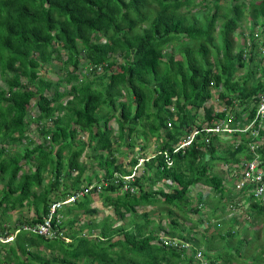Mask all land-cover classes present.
I'll list each match as a JSON object with an SVG mask.
<instances>
[{
  "label": "trees",
  "instance_id": "1",
  "mask_svg": "<svg viewBox=\"0 0 264 264\" xmlns=\"http://www.w3.org/2000/svg\"><path fill=\"white\" fill-rule=\"evenodd\" d=\"M224 1L0 0V178L4 181L0 230L6 235L19 230L11 242L0 244V264H233L238 251L253 244L239 239L231 259L223 257L225 253L212 255L200 248L191 229L181 227L172 210L183 214L208 210L204 201L193 205L190 198L197 184L223 199L225 188L222 177L212 171L214 163L231 166L252 160V147L264 159V117L255 116L258 95L264 90V80L256 74L263 67L255 61L256 40L239 46L234 37L243 21L254 28L261 24L257 38L264 34V0ZM216 33L219 45L214 43ZM81 56L89 65L87 75L77 72ZM54 59L60 62L62 74L56 81L40 75ZM246 66V77L234 80L237 69ZM211 86L224 104L219 112L206 106ZM33 100L34 118L29 115ZM236 102L241 111L235 110ZM200 110L202 119L197 117ZM32 121L47 143L13 152L23 141L33 144L27 137ZM111 121L117 126L116 135ZM217 121L237 131H204ZM194 128L201 133L175 151ZM81 134L87 135L86 142ZM148 135L156 140L155 151L130 158L126 169L116 157L119 149L133 151L138 139L147 141ZM86 148L96 170L80 161ZM164 152L172 160L170 167ZM141 158V169L135 170L139 176L127 183L137 192L121 191L126 184L122 177L131 175ZM46 172L51 178L44 183ZM92 179L97 185L89 189ZM162 181L167 189L152 190ZM236 182L234 178L235 192ZM93 195L117 218L98 223L87 219L77 229L84 217L97 211L91 207ZM70 196L76 197L74 202L54 213L53 223L55 217L61 220L56 228L63 237L48 239L23 230L43 222L52 204ZM228 201L219 199L216 206L221 204V212L212 215L214 220L225 214L226 206L229 212L236 209L238 203ZM159 203L167 207L165 217H160L169 220L167 232L148 213L136 214L137 207ZM23 207L32 208L33 217L3 226L10 211ZM251 208L253 220L264 213L263 205L255 203ZM126 215L130 227L118 226ZM83 229L87 235H80ZM159 231L180 241L179 246L165 247ZM225 236L217 230L210 238ZM254 252L243 260L264 264V248Z\"/></svg>",
  "mask_w": 264,
  "mask_h": 264
},
{
  "label": "rangeland",
  "instance_id": "2",
  "mask_svg": "<svg viewBox=\"0 0 264 264\" xmlns=\"http://www.w3.org/2000/svg\"><path fill=\"white\" fill-rule=\"evenodd\" d=\"M237 1L238 2H243V1H246V0H237ZM227 2L228 1L225 0L224 2H222V4L223 3L226 4ZM198 9H199V7L192 8L191 11L195 12ZM245 15L248 16L247 12H246ZM260 27H261V24L257 25L254 28V26H252V24H250V23H247V21L240 22L239 29L234 34V37L236 38V43L240 46V44H242L243 41H245L247 43V41L253 40L252 38L255 36L253 34V32L254 31H258L257 29H259ZM250 32H252V33H250ZM249 34H252L251 39L248 37ZM214 37H215V42L214 43L216 45H219L220 44V39H219L218 34L216 33L214 35ZM255 39H257V38L255 37ZM263 39H264V34H262V36H260L259 40H257V41H262ZM257 50H258V48H257ZM170 51L172 52V49H170ZM65 53L66 52L64 50L61 51V55H64ZM248 55H249V53H248ZM85 61H86L85 58L83 56H81V58H80L81 66H79L78 69H77V72H79L80 75L81 74L82 75H85V74L87 75V70L89 69V65L84 64ZM255 61L260 63V65L263 67V70L262 71H258L256 76L260 77V78H262V80H264V76H263L264 75V55L263 54H257V56L255 57ZM118 62H121V59H118L117 63ZM49 64H51V66L50 65H46V66H44L41 69L40 75H43L45 78H48V79H50L52 81H56L58 76L62 75L61 71L58 70V67L60 66V62L58 60L54 59V60H51ZM248 68H249V66H246V67H243V68H238L237 71L234 74V80H239V81L243 80V78L246 77V73H247V69ZM62 88L63 87H61V90H62ZM220 88H221V86H220ZM222 89L223 88H221L219 90H222ZM210 93L212 94L211 95V99L209 101H207L206 106H212V108H213V110L215 112H219V111L223 110L224 109V104L222 103V100L220 98H218V91L216 90V88L211 86ZM47 94H51V91L47 92ZM34 102H35V100L32 101L31 106L29 108V115L31 117H33V118L36 117V115H37V109L33 105ZM236 105H237V102H236L235 107H234L235 110L236 111H238V110L241 111L242 108H239ZM197 117L198 118L201 117V119L203 118L202 110H200L198 112ZM110 125L114 128V131H115L114 135H116L117 126H116L115 122L111 121ZM35 128H36V124H35V122L32 121V123H30V125L28 127V130H27V135H28L27 137L31 141H33V144L26 143L27 140L23 141L21 145L16 146L15 148L13 147V152L24 153V151L26 150L27 147L28 148H32V146L34 144H38L40 142H43V138L38 134V132H37V130ZM80 138L84 142H86L87 139H88L86 134H81ZM147 139L148 140L145 141V139L143 137H140L138 139V141H137L139 144L134 147L133 151L128 150V148L125 147V146L122 147V149H119V153L116 155V157L119 159V162H122V165H124V167H126V169H130L129 164H127L128 161L130 160V158L135 157V156L147 157V156H149L150 154H152L155 151V145H156L155 138H153V136H151V135H148ZM43 143L46 144L47 141H45ZM230 143H231V141H230ZM141 145H145L146 146V150L145 151H142V150L140 151L139 150ZM115 147L119 148L121 146H119L118 144H115ZM123 151L125 153H127V152L128 153L126 155L125 154L121 155V153ZM131 152H133V153H131ZM90 153H91L90 150L88 148H86L84 154L80 158V161H82L86 165H88L90 167V170H96V166H97L96 162H94V160L90 159L89 156H88ZM214 165H215V163H214ZM220 165L221 164L218 163V164H216L215 167H219ZM26 167L27 166H25V168ZM212 168H213V172L214 173H218L219 171H221L220 169L214 168V166ZM50 178H51L50 173L46 172L45 175H44V183H47ZM229 178H233L234 179V177L232 175H230ZM3 183H4L3 179L0 178V189H1L2 185H3ZM232 183L233 182L230 181L229 185H231ZM94 184H96V181L92 179L91 182H90L89 188L92 185H94ZM82 185L83 186L88 185L87 181L85 183H83ZM145 185H146V183H145ZM83 186H82V188L86 187V186L85 187H83ZM158 186H154V188H152V190H156ZM232 186H233V184H232ZM199 187L200 186H198L197 189H200ZM145 188H147V187H145ZM202 189H204V188H201V192L205 193L206 190H202ZM134 191H135V193L137 192L136 188L134 189ZM93 197H94V201L91 204V207L93 209H96L97 211L92 217H90L91 215L88 216V217H84L82 219V221L79 222V224L76 226L77 229H79L82 226V223L87 222V219L93 220V223H98L99 221H101L102 219H104L106 217L111 218V220H113V219L116 220L117 217L113 213L112 208L103 206L102 202L99 201L96 198V195H93ZM69 201H71V200H69ZM204 201L206 203H208V210L203 209V210H201L198 213L187 212L186 214H183L179 210H177L176 208H172L173 212H175V214L178 217V222L180 223L181 227L186 228V230L187 229H191L190 232L194 233L193 236L195 238H197V239L199 238V236L201 234H205V231H207V230H209L207 232H209V233L212 232V234L216 233L217 230H222L221 233L226 235L225 239L223 240L220 237L218 239H215L214 244H215V246L217 248H216V250H212V251H214L212 253V255H214V253H225V255L222 254L223 257L227 256V258H230V259L232 258L230 253L236 254L235 246H236L237 242L239 241V239L245 238L247 241L253 242V244H251V246L248 249L243 247L242 249H240L238 251V253L236 254L237 257L233 258L237 262L234 261L233 264H254V263H252V260L245 261L243 259L244 258H247V259L248 258H252L254 256V253H255L254 251L255 250H257V249L260 250V249L264 248V215L258 217L256 220H253L256 217L254 216V212H252V214H251L252 215V219L251 220H245L244 223H247V224H250V225L253 223V225L247 226L248 230H247L245 236L243 235L241 237L240 236V234L242 233L241 230L232 229V228H228V227H225V226H221V228H220V226L218 225L219 222L217 220H214V219L211 220L212 212L210 211V207H213V204L214 205H216V204L219 205V199L218 198H214L212 196H209ZM67 202L68 201H66L65 203H67ZM197 202H199V200H196V201L194 200L193 205H198L199 203H197ZM220 206H221V204H220ZM166 210H167V207L165 205H163L162 203H159L158 205L151 206V207H137L136 208V214L137 215H141L142 213H148L150 215V218L153 219L154 223L156 224L157 222H160L161 225L166 228V230L164 232H167L168 227L166 225L169 222V220L160 218L161 216L165 217ZM18 211L19 212H15V211H10L9 212V214L11 215L10 216L11 217L10 220L8 219V223H9L10 226H12V224L15 222V221L13 222V219H17L20 216H22L23 219H27V218L33 217L32 208L29 209L27 207H23L22 209H18ZM228 214L229 213L225 210V215H223V219L224 220L229 219L231 217L230 216L231 214H229V215ZM205 216H206V219H205ZM129 219H130V216L126 215L124 220H122L120 222H117V225L118 226L119 225H126L127 227H130L129 224H128V220ZM205 220L207 222H205ZM208 220H210V221H208ZM154 228H155V225H154ZM186 230H185L184 233L187 232ZM230 231L233 232L236 235L232 236L230 238V235L227 234ZM209 233H207V235H210ZM80 235H87V230L82 231ZM210 236H207V237L210 238ZM252 240H255V241H252ZM202 247L204 249H206V250L209 249V252H210L211 248L209 247V243L203 241L200 248H202ZM211 258L213 259L214 256H212ZM222 261L219 260L220 263H222Z\"/></svg>",
  "mask_w": 264,
  "mask_h": 264
},
{
  "label": "built area",
  "instance_id": "3",
  "mask_svg": "<svg viewBox=\"0 0 264 264\" xmlns=\"http://www.w3.org/2000/svg\"><path fill=\"white\" fill-rule=\"evenodd\" d=\"M264 53V51L262 50ZM264 117V92L261 93L258 97V108L256 112V117ZM251 125V124H250ZM250 126L245 127L242 129V132H245L249 129ZM203 130V129H202ZM204 131L206 133H217V134H231L236 129L232 128L227 122L225 121H217L214 123V126L212 127H204ZM199 133H201V130L194 128V130L187 136L186 139H183L179 142L178 146H176L175 151H178L179 149H183L187 146H189L193 141L194 137L197 136ZM252 151V154L255 156L252 160L249 161H241L238 164L232 165L231 167V175L236 178V190L238 192L244 193L246 195H251L255 200L264 202V160L260 158V155L255 151V147H252L250 149ZM174 151V152H175ZM165 163L167 167H170L172 165V160L168 157V154L166 152L163 153ZM143 163V159L138 160V164L135 167V170L138 167H141V164ZM137 176L136 171H134L129 176H124L122 179L126 182V185L123 187L124 190H127V183L133 182L134 178ZM97 184L92 185L89 189L95 187ZM133 188H129L131 192L134 191ZM82 195V193H81ZM76 197H71L69 200L72 202L75 200ZM68 202H71L69 201ZM61 206L60 203L52 204V206L49 209L48 216L44 218L43 222L37 223L33 226H25L23 230L29 231L31 233H34L38 236H42L48 239H52L55 237H63V232L58 230L56 228V224L60 223L61 220L58 219V217H55V224L53 223L54 219V213L56 208H59ZM160 242L167 248H174L176 249L177 246H179V242L176 239H171L168 236L160 235L159 237ZM0 242H5L3 239V236L0 234ZM185 248L189 246L188 243H186ZM202 253L198 250L196 255L199 256ZM204 264V263H202Z\"/></svg>",
  "mask_w": 264,
  "mask_h": 264
},
{
  "label": "crops",
  "instance_id": "4",
  "mask_svg": "<svg viewBox=\"0 0 264 264\" xmlns=\"http://www.w3.org/2000/svg\"><path fill=\"white\" fill-rule=\"evenodd\" d=\"M263 92H264V90H263ZM263 92H260V94L261 93H263ZM259 94V95H260ZM258 95V96H259ZM258 100V99H257ZM256 106H257V108H258V102H257V104H256ZM256 112H257V109H256ZM255 116H256V114H255ZM256 120H254V122H255ZM216 123V122H215ZM253 124V122L251 123V125ZM241 162V161H240ZM240 162H238V163H240ZM238 163H236V164H238ZM216 164H218V163H215V165L213 164L212 165V167L214 166V168H216V169H220L221 171H219L218 173H216V174H218L219 176H221L222 177V180H223V186H224V192H223V199L219 196V194H215V193H213L211 190H210V188H207V187H204V186H201V185H199V184H197V185H195V186H193L192 188H191V190H190V193H189V195H190V198L192 197V198H194V200L196 201V200H199V202L200 203H202L206 198H207V196L209 197V196H212V197H214V198H218V199H220L221 200V202H226V201H228V202H230L231 203V201H235V202H237L238 204H237V206H235L236 207V209H234L233 210V212H232V210H231V212H229L228 210H227V206H226V208H225V210L229 213V214H231L230 216V218L229 219H226V220H224L223 219V214H221V216L220 217H218L219 218V220H217L218 222H219V226H220V228H221V226H227L228 228H232V229H237V230H241L242 231V233L240 234V236L242 237L243 235L245 236V234H246V232H247V230H248V227L247 226H251V225H253V224H247V223H244V221L245 220H247V217H251L250 216V214H252V212H253V209L251 208V206H252V204H255V202L251 199V198H247L245 195H242V194H240V193H238V192H235V190H233V186H232V184L234 183V179L233 178H229V176H230V173H228V171L226 170V166H225V164H222V163H219V164H221L219 167H215L216 166ZM232 165H235V164H232ZM231 165V166H232ZM136 167V166H135ZM135 167H134V169H133V171H132V173L135 171ZM138 168H141V167H138ZM137 168V169H138ZM224 168H225V171H224ZM212 171H213V168H212ZM137 173V172H136ZM139 172L137 173V176L136 177H138L139 176ZM129 176V175H128ZM230 181H232L233 183L231 184V185H229V182ZM164 183L165 182H160V183H158L156 186H160V187H163L164 189H167L166 188V186L164 185ZM4 184V183H3ZM126 185V184H125ZM3 186V185H2ZM198 186H200L199 188L200 189H197V187ZM201 188H204V189H202V190H206L205 191V193H203V192H201ZM1 189H2V187H1ZM0 189V190H1ZM122 190H124V189H121V191ZM193 191V192H192ZM71 197H74V196H70V197H68V198H66L63 202H60V204H61V206H63V205H66V204H70V203H73L72 201L71 202H67V203H65L66 201H68ZM199 202H197V203H199ZM194 203V202H193ZM204 204L206 203L205 201L203 202ZM213 204V203H212ZM206 205L208 206V203H206ZM217 205V204H216ZM216 205H214L213 204V207H210V211L212 212V214H211V220H213V217H212V215H216L215 213L217 212V211H220V206H216ZM60 206V207H61ZM59 207V208H60ZM13 211H15V212H19L18 210H13ZM221 212V211H220ZM227 214V213H226ZM228 214V215H229ZM9 215V217L7 216L6 217V219L4 220V223H3V226H9V223H8V219L10 220V214H8ZM225 215V214H224ZM262 215H264V213H262ZM261 215V216H262ZM204 216V215H203ZM260 217V216H259ZM13 218V217H12ZM19 219H23V217L22 216H20V217H18L17 219H13V222L15 221V222H17V220H19ZM205 219H206V216H205ZM251 219H252V217H251ZM208 221H210V220H208ZM14 222V223H15ZM205 222H207L206 220H205ZM13 223V224H14ZM7 224V225H6ZM85 231V230H84ZM207 231H209V230H207ZM207 231H205V234H201L200 236H199V238H198V241H200V245H202V242L204 241V242H207V243H209V247L211 248L210 249V252L211 253H213L214 251H212V250H216V246H215V244H214V242H215V239H211V238H209V237H207V236H210V235H207V233H209V232H207ZM220 231H222V230H220ZM19 232V230L17 229L16 231H14L11 235H6V233L5 232H2L1 230H0V234L3 236V239L5 240V242H0V244H5V243H9V242H11L13 239H14V237H15V235L17 234ZM63 232V231H62ZM158 233V232H157ZM212 233V232H211ZM211 233H209V234H211ZM64 234V233H63ZM163 234V232H159L157 235H158V238L160 237V235H162ZM194 235V234H193ZM239 235V234H238ZM214 240V241H213ZM66 241L67 242H70L71 240H69V239H66ZM211 241V242H210ZM222 251V250H221Z\"/></svg>",
  "mask_w": 264,
  "mask_h": 264
},
{
  "label": "clouds",
  "instance_id": "5",
  "mask_svg": "<svg viewBox=\"0 0 264 264\" xmlns=\"http://www.w3.org/2000/svg\"><path fill=\"white\" fill-rule=\"evenodd\" d=\"M258 30V29H257ZM253 34L255 35L254 37H253V40H256V45H257V47L256 48H258V50L256 49V53H258V54H263L264 55V53L262 52V50L264 51V39L262 40V41H257V40H259V38H257V35L259 36V32L258 31H254L253 32ZM255 37L257 38V39H255ZM247 43H248V45L249 44H251V42L250 41H247ZM248 53V52H247ZM245 56H248V54H246ZM259 97V96H258ZM249 126H251V125H249ZM245 127H248V126H245ZM264 160V159H263ZM226 166V170L228 171V173H230V175H231V167L232 166H227V165H225ZM224 170H225V168H224ZM236 192H238L237 190H236ZM238 193H240V194H242V195H245L247 198H251L255 203H257V204H259V205H263L264 206V202H260V201H257V200H255L251 195H246V194H244V193H241V192H238ZM234 209H232V211H233ZM247 220H249V217H247ZM163 235H165L164 233H163ZM167 236V235H166Z\"/></svg>",
  "mask_w": 264,
  "mask_h": 264
}]
</instances>
